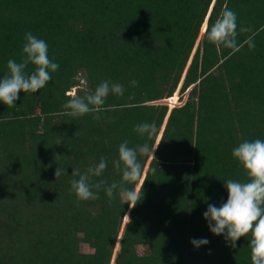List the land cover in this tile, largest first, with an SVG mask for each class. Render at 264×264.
<instances>
[{"label":"trees","instance_id":"trees-1","mask_svg":"<svg viewBox=\"0 0 264 264\" xmlns=\"http://www.w3.org/2000/svg\"><path fill=\"white\" fill-rule=\"evenodd\" d=\"M225 8L239 26L264 28V0H0V78L29 31L60 66L15 107L0 103V264H251L249 237L233 249L203 218L226 201L227 179H246L232 150L264 140V31L254 50L215 47L204 29ZM105 80L125 92L109 94L99 119L66 115L70 96ZM142 122L156 124L155 137L133 131ZM124 140L161 141L155 161L139 156L142 175L128 185L144 183L142 200L109 205L101 190L78 203L72 170L103 157L108 167L93 182L120 181L112 161ZM57 167L66 175L55 179ZM201 238L209 243L194 248Z\"/></svg>","mask_w":264,"mask_h":264},{"label":"clouds","instance_id":"clouds-1","mask_svg":"<svg viewBox=\"0 0 264 264\" xmlns=\"http://www.w3.org/2000/svg\"><path fill=\"white\" fill-rule=\"evenodd\" d=\"M259 31H264V28L254 31L251 26H239L237 14L225 8L214 22L210 21L205 27L204 37L215 47L235 53L245 45L254 50L255 36ZM244 33H247L246 38L239 42L238 37ZM23 39L25 43L20 61L9 59L7 72L0 78V103L9 109L16 106L21 92L32 94L44 88L52 79L51 73L60 67L49 58L45 40L37 38L30 31L24 34ZM30 65L31 71L28 70ZM130 85L135 87L138 81L132 80ZM124 92V85L105 80L94 91L86 92L83 96L73 94L63 108L67 110L66 115L73 118L95 114L93 118L99 119L101 112L109 110L105 107L109 94L122 97ZM133 131L141 137L151 139L158 133V128L155 123L142 122L137 124ZM60 143L61 141L57 140L56 144ZM159 144L155 147L148 144L130 147L128 140L120 143L118 158L112 161L113 169L121 175L118 182L108 184L103 179L93 182V178L102 177L108 167V161L103 157L83 173L79 169L72 170V176L78 177L70 181L71 192L75 194L77 202L97 200L99 192L103 190L109 205L120 196L123 204L127 203L130 209L134 208L142 200L144 183L140 185L139 190L129 188L128 185H135L142 175L139 156L150 154L155 161L154 151ZM231 155L241 166L246 179H227L223 183L227 191L226 201L219 206L208 204L203 218L208 222L209 231L216 236L222 235L233 249L237 247L236 242L241 237H249L251 264H264V140H242L232 150ZM54 175L55 179L66 175L65 169L57 167ZM124 217L130 222L127 214ZM190 243L194 248H199L207 245L209 241L201 238L192 239Z\"/></svg>","mask_w":264,"mask_h":264},{"label":"rangeland","instance_id":"rangeland-1","mask_svg":"<svg viewBox=\"0 0 264 264\" xmlns=\"http://www.w3.org/2000/svg\"><path fill=\"white\" fill-rule=\"evenodd\" d=\"M203 29H204V25H203V27H202V31H203ZM202 31H201V32H202ZM198 38H199V36H198ZM73 91H74V89L72 88L71 91H69V93L72 94ZM173 94H176V100L178 101V103H179V105H180V104H181V101L178 100V97H179L178 90L176 89L175 92H174ZM185 95H186V92H184L183 96L181 97V100H182V101L184 100ZM160 102L166 104L167 107H168V109L171 108L170 105H169L168 103H165V98H164V99H161ZM171 105H173V102L171 103ZM175 106H178V105H175ZM141 250H142V248L139 247V248H138V251L141 252Z\"/></svg>","mask_w":264,"mask_h":264}]
</instances>
